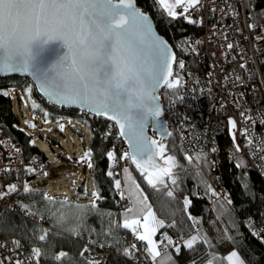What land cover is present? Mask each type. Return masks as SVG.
Instances as JSON below:
<instances>
[{"label":"snow or ice","instance_id":"obj_1","mask_svg":"<svg viewBox=\"0 0 264 264\" xmlns=\"http://www.w3.org/2000/svg\"><path fill=\"white\" fill-rule=\"evenodd\" d=\"M153 3L156 4L157 0ZM200 3L201 0H158L167 17L173 20L189 17ZM188 22L194 21L189 19ZM55 41L62 42L66 48L63 56L51 64H35L39 45ZM173 61L175 56L167 41L153 31L149 16L135 5L134 0H0V72H28L41 82V88L54 85V90L48 92L54 102L76 105L88 113L113 121L118 126L119 135L132 141L133 151L123 153L121 158L131 160L153 189L158 186L167 189L169 198H176L180 192L185 165L178 162L176 155L170 154L169 145L146 136L145 128L150 122L158 123L162 115L157 89L164 86L178 90L180 87V79L173 77L171 70ZM178 66L183 68V62ZM3 94L9 95L8 92ZM231 123L235 127V121ZM58 127L65 130L62 123ZM31 143L37 144L35 140ZM107 156L116 161L114 152L109 151ZM185 160L189 164L194 160L208 163L199 150L195 156L185 154ZM78 162L86 163L89 169L94 168L90 148L81 151ZM28 171L31 173L36 169L29 168ZM124 173L139 190V184L131 177L128 168ZM43 175L48 173L45 171ZM115 188L120 198L125 199L119 179L115 180ZM15 189V185L10 186V190ZM24 191L39 190L26 185ZM88 191L89 188L85 187V192ZM49 192L50 189L40 193V198L47 204L77 208L82 216L87 209L98 210V201L103 199L97 188L91 190L87 205L77 203L66 192L63 199H57L59 190ZM127 198L132 200L133 207L126 209V213H132L133 218L125 216L121 225L112 224V230L122 227L134 233L138 241L145 242L143 250L153 264H161L165 256H168L167 264H176L165 248H172L178 255L182 248L193 250L194 246L211 243L207 237L191 236L184 243L176 244L166 233H161L164 239L158 241L155 236L165 227L164 220L156 218L146 198L137 199L131 195ZM184 204L190 205L191 200L186 198ZM23 207L27 210L29 206ZM139 214H143L142 219ZM37 215L39 217V210ZM74 232L79 235L78 230ZM48 235L50 233L40 229L36 239L44 242ZM15 243L20 246L18 241ZM135 251V244L121 247L124 256H132ZM47 258L42 247H35L28 260H17L15 264H40ZM233 258H237L234 264H246L237 251L227 257L230 264H233ZM51 259L60 264H71L69 254L63 251ZM86 264L99 262L89 260Z\"/></svg>","mask_w":264,"mask_h":264},{"label":"trees","instance_id":"obj_2","mask_svg":"<svg viewBox=\"0 0 264 264\" xmlns=\"http://www.w3.org/2000/svg\"><path fill=\"white\" fill-rule=\"evenodd\" d=\"M137 1L151 12L159 32L172 43L177 59L180 55H188L193 60L196 54L188 41V35L193 31V23L188 22L190 18L180 17L173 20L167 17L162 6L158 5V0L156 4L153 0ZM247 6L253 23L264 20V0H247ZM174 64L176 66V61ZM4 92L9 95H4ZM165 92L166 87L162 91L163 98ZM13 93L17 94L19 103L22 104V99H25L30 111L45 119L72 115L89 126L92 132L89 143L94 163L90 173L94 188L99 189L103 196V199L98 201V210L87 209L86 214L82 216L77 208L49 205L40 198V193L47 188L32 181L39 172L31 159L34 155L48 156L39 145L31 143L32 133L20 125V116L14 109ZM109 123L111 121L104 117L90 115L77 108L54 105L42 97L27 78L18 75L0 77V130L3 136L10 138L15 146L20 147L29 178V182L13 197L18 211L0 206V239L4 240L7 249L12 250L11 257L0 254L1 260L6 264H15V261L22 260L21 254L16 250L15 242L18 241L22 243V251L28 257L35 247H42L47 252L48 258L41 260L40 264H60L51 259L60 251L69 254L71 264H86L87 259L81 254L83 243L77 239L78 235L74 232L78 230L79 234H88L97 245L103 244L115 251L103 264H153L137 249L132 256H124L121 247L131 245L129 235L132 232L122 227L112 230L113 223L122 224L123 211L129 208L131 202L125 194L126 199L122 202L115 188V180L119 179L124 190L122 170L128 166L142 186L158 219L165 222V227L156 233L158 241L164 239L161 233H166L176 244L184 243L191 236L207 237L211 242L194 246L193 250L182 248L178 255L172 248H165L164 251L175 258L176 264H203L206 261H210V264H230L227 260L230 250H236L246 264H264V246L250 232L251 229L264 224V190L260 188L263 184L257 175L251 176L245 157H241L237 151L233 155L234 159L230 158L229 149L222 145L218 164L212 165L210 154L203 151L199 153L207 158L208 163L194 160L189 164L178 139L173 136L159 138V141L169 145L170 154L176 155L178 162L184 164L186 169L181 173L183 182L180 192L176 198H169L166 195L167 189H162L161 186L153 189L131 160L121 158L123 153L116 161L108 158L111 139H106L102 130ZM114 128L117 132L116 127ZM116 142L125 148L121 137ZM117 150L121 151L120 146ZM195 155L196 153L193 154ZM29 168H35L36 171L30 173ZM109 172L113 175L109 176ZM15 178L16 168L9 167L8 171L0 176V186L9 188L14 185ZM26 185L39 191L25 192ZM79 187L85 189L84 184ZM220 187L227 190L224 195L219 193ZM91 190L92 188H89L88 192ZM80 196H83V193L74 194L72 199L79 204H89L88 200H83ZM186 198L191 200L190 205L185 206ZM57 199L62 198L57 196ZM24 205L29 206L27 210ZM40 229L50 233L44 242L36 239ZM228 237L234 239L227 240ZM144 243L140 242L141 249H144ZM167 260L168 256H165L161 264H167Z\"/></svg>","mask_w":264,"mask_h":264},{"label":"built area","instance_id":"obj_3","mask_svg":"<svg viewBox=\"0 0 264 264\" xmlns=\"http://www.w3.org/2000/svg\"><path fill=\"white\" fill-rule=\"evenodd\" d=\"M189 18L194 22L188 41L196 55L193 60L188 55L176 57L172 73L181 83L178 90L166 88L161 129L165 137L173 136L180 141L185 154L193 155L197 150L210 154L212 165L219 163L222 145L229 149L230 158L234 159L233 155L238 151L247 159L251 176L260 178L263 184L260 188L264 190V20L251 21L247 0H201ZM180 62H183V68L178 66ZM26 78L36 88L35 82ZM231 121H235V127ZM114 127L117 129L113 122L109 123L103 128L102 135L111 139L109 151L119 159L127 146L117 144L121 136ZM32 135V140L37 143L39 139L50 145L54 143L49 135H36V132ZM119 146L121 151L117 150ZM61 158L68 159L72 165L80 163L76 157L69 159L65 153ZM51 161L41 155L31 159L39 174ZM12 166L16 168V190L0 186V206L18 211L13 197L29 182L27 165L20 147L0 130V176ZM226 191L219 188L221 195ZM250 232L264 246V224ZM129 238L131 245L135 244L139 253L148 258L135 234L131 233ZM77 239L83 243L81 254L87 261L103 264L115 252L103 244L97 245L88 234H79ZM19 245L16 250L22 260H28L22 251V243ZM2 253L12 256V250L0 239ZM203 264H210V261Z\"/></svg>","mask_w":264,"mask_h":264},{"label":"rangeland","instance_id":"obj_4","mask_svg":"<svg viewBox=\"0 0 264 264\" xmlns=\"http://www.w3.org/2000/svg\"><path fill=\"white\" fill-rule=\"evenodd\" d=\"M170 2H172V0H170ZM176 11L179 12L180 10L176 9ZM12 99L14 109L20 116V125L30 133L36 132V135L41 136L49 135L54 142L52 145H50L49 142L39 139L37 145H39L45 151V154L52 161L51 164H49L48 167L39 175L34 177L32 181H35L40 186H44L47 188V190L50 189L51 192H49V194L59 190L57 196L62 199L64 198L65 192L70 198H73L74 194L76 193H83V196L80 197H82L83 200L89 201L91 198V191L85 192V189H80L79 185L84 184L85 187L92 189L94 188L90 169L86 166V163H77L72 165L68 162V159L61 158V154L65 153L69 157L74 156L78 159V156L82 150H88L90 148L89 142L92 137V132L89 126L82 120L72 115H62L59 118L45 119L39 114L37 115L32 113L25 99H22V104L19 103L17 94L13 93ZM61 123L65 126L64 131H61L58 127V124ZM33 124H35L36 127H32ZM54 138L57 141H55ZM127 167L128 166L124 168ZM45 171L48 173L47 176L43 175ZM122 174L124 186L126 188V175L123 172ZM135 182L139 184L136 178ZM130 188L131 195L137 199L146 198V203L151 206V210L154 212L152 204H150L147 200V195L145 194L142 186L139 184V190H137L135 186L131 184ZM132 207L133 206L129 208ZM144 214H146V210ZM122 216L124 219L125 216L128 218L129 216L133 217V214L129 213V215H127V213L124 211ZM156 218L158 219L157 215ZM232 251L236 250H230L227 255L229 256ZM238 255L239 258L243 259L239 253ZM236 259L237 258H233V264ZM0 261L3 262L1 259Z\"/></svg>","mask_w":264,"mask_h":264},{"label":"water","instance_id":"obj_5","mask_svg":"<svg viewBox=\"0 0 264 264\" xmlns=\"http://www.w3.org/2000/svg\"><path fill=\"white\" fill-rule=\"evenodd\" d=\"M115 2H118V0H115ZM134 3L141 11H143L145 14H147L149 16L150 21H151L152 26H153V31L159 37H161V38H163L164 40L167 41L168 45L170 46L171 53L174 54L175 60H176L177 53L175 52L172 43L169 42V40L167 39V37L164 34L159 32V30L157 28V25H156V21L154 20L151 12L146 7H144L142 4H140L137 0H134ZM66 51H67L66 48L62 46V42H60V41L49 42V43H46V44L45 43H41L39 45L38 55L36 56V59L34 60V63L37 64V65L51 64L52 62H55L57 59L62 57L63 54ZM174 63H175V61H173L171 63V70L172 71H173V68H174V65H175ZM15 75H18V76H21V77H24V78L28 77V78L32 79L35 82L36 91L39 92V94L42 97H44L47 101L53 103L54 105L63 106V107H66V108L73 107V108H77L79 110L85 111L84 109H82V108H80V107H78L76 105H62L60 103L54 102V98H50L49 95H48V92L54 90V85L50 84V85L46 86V89L41 88V82L35 76L31 75L28 72H23V71H19V72H0V77H2V78L7 77V76H15ZM170 78L171 77H169V79ZM163 88H164V86H161L159 89H157V94L159 95V103L161 104L162 111H163V96H162ZM105 119H107V118H105ZM111 122H113V121H111ZM161 123H162V118L161 117H160V120H159L158 123L150 122L145 128V135L148 136V137H151L152 139H155V140H158L159 138L164 137L165 134H164L163 130L161 129ZM117 129H118V126H117ZM118 131H119V129H118ZM121 138H122V141H124L125 145L127 146V152L131 153L133 151V148L131 147L132 141L128 137H122L121 136ZM159 163L163 166V162L162 161H159Z\"/></svg>","mask_w":264,"mask_h":264},{"label":"crops","instance_id":"obj_6","mask_svg":"<svg viewBox=\"0 0 264 264\" xmlns=\"http://www.w3.org/2000/svg\"><path fill=\"white\" fill-rule=\"evenodd\" d=\"M128 168V167H127ZM125 169V168H124ZM124 169L122 170V172L124 173ZM129 169V168H128ZM129 174L131 175V177L135 180V178H134V176H133V173H131L130 172V170H129ZM125 175H126V184H127V187L126 188H124V194L127 196V197H129L130 195H131V193L129 192V188H130V181H128V179H127V176H128V174H126L125 173ZM125 187V186H124ZM132 196V195H131ZM148 200V199H147ZM130 205H129V207H131V206H133L132 205V200L130 199ZM125 212H126V210H124ZM123 211V212H124ZM127 215H129V213H127ZM140 215V218L142 219V216H143V214H139ZM123 217V216H122ZM125 218V217H124ZM129 218H133L132 216H129ZM155 239H156V237H155Z\"/></svg>","mask_w":264,"mask_h":264},{"label":"clouds","instance_id":"obj_7","mask_svg":"<svg viewBox=\"0 0 264 264\" xmlns=\"http://www.w3.org/2000/svg\"><path fill=\"white\" fill-rule=\"evenodd\" d=\"M66 223V222H65ZM61 226H63V223H62V225Z\"/></svg>","mask_w":264,"mask_h":264}]
</instances>
